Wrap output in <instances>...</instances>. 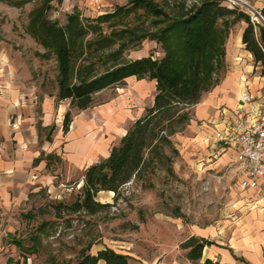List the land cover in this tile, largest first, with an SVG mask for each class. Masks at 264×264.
Listing matches in <instances>:
<instances>
[{"label": "rangeland", "instance_id": "obj_1", "mask_svg": "<svg viewBox=\"0 0 264 264\" xmlns=\"http://www.w3.org/2000/svg\"><path fill=\"white\" fill-rule=\"evenodd\" d=\"M128 1H0V100L11 105L9 95L13 87L10 81L13 79L23 84L20 100L24 107L33 106L38 119L44 96L57 98L56 58L44 57L48 51L29 32L35 10L43 9L48 20L65 26L68 16L76 10L84 19H94L126 6ZM245 1L255 11L261 13L263 10L264 0ZM223 4L240 9L256 24L264 26V21L255 17L251 8L233 0H224ZM245 27L246 23L240 22L232 28L231 34L236 35ZM127 57L160 59L163 51L156 42L146 41L140 50L128 52ZM230 61L249 69L253 91L264 93V68L260 64L254 68V61L242 55H232ZM230 68L232 70L233 64ZM133 91L112 88L98 95L93 107L85 112L92 121L97 117L98 129L102 128L105 138H109V133L103 114L113 100L118 102L122 98L126 109L133 112L141 108L134 95L137 91ZM144 91L142 107H152L156 88L147 81ZM190 114L194 118L192 109ZM52 128L39 132L41 143ZM210 135L201 124L190 122L171 137L173 147L164 146L166 155L171 157L169 160L154 156V162L124 185L117 198H112L108 191L99 193L95 201L105 207L98 208L95 214L85 210L75 212L71 208L84 198L85 172L63 177L58 171L65 170L66 164L60 158L53 159L49 172L55 176L54 185L30 194L25 204L2 216L5 221L0 227L3 234L0 236V264H76L81 250L89 244L92 245L91 254L96 253V246L104 244L129 256L130 264H146L154 254L160 256L165 250L174 251L195 228L211 229L214 234L209 240L215 243L245 228L252 214L259 219L262 212L256 210H264L259 205L264 199L238 189L234 157L221 153L218 147L214 149L209 142ZM114 206H118V212L113 210Z\"/></svg>", "mask_w": 264, "mask_h": 264}, {"label": "trees", "instance_id": "obj_2", "mask_svg": "<svg viewBox=\"0 0 264 264\" xmlns=\"http://www.w3.org/2000/svg\"><path fill=\"white\" fill-rule=\"evenodd\" d=\"M223 1L129 0L126 6L94 19H84L76 10L65 26L48 20L43 9L32 13L30 34L48 51L44 57L56 58L57 103L69 101L70 109L86 111L100 93L122 88L130 78L156 82L154 105L113 147L106 160L87 169L84 198L72 210L95 214L105 207L95 201L99 193L108 191L117 198L124 185L154 162V156L171 158L164 146L173 147L171 137L190 124V110L220 85L226 72V45L238 23H246L243 44L256 64L264 68V26L254 24L250 15L225 6ZM261 15L264 18V9ZM146 41L156 42L163 57L128 59V52L140 50ZM72 120V112L68 111L63 124L65 134ZM54 130L47 135L48 142H52ZM174 152L178 154L176 149ZM212 244L192 238L182 248H192L189 259L197 262L205 247ZM91 248L89 244L81 250L76 264H130L129 256L113 249L92 255Z\"/></svg>", "mask_w": 264, "mask_h": 264}, {"label": "crops", "instance_id": "obj_3", "mask_svg": "<svg viewBox=\"0 0 264 264\" xmlns=\"http://www.w3.org/2000/svg\"><path fill=\"white\" fill-rule=\"evenodd\" d=\"M245 29H240L236 35L230 34L226 45V72L222 81L192 108L194 118L191 120L192 124H201L203 129L211 132L209 142H212L213 148L217 150L218 147L219 151L226 156L232 155L234 165L236 149L231 143L219 141L216 135L226 127V121L235 120L244 114L240 105L244 94H250L259 105H264V93L254 92L253 84L249 82V69L245 70L237 66V63L230 61V56L242 55L254 61V68L258 65L243 44ZM231 64H233L232 70ZM10 82L13 87L9 95L12 99L11 105L7 106L5 101L0 100V227L4 225L2 224L5 221L2 219L4 214L25 204L30 194L39 192L42 187L54 185L55 176L49 172L53 159L60 158L66 164L65 170L58 171V174L63 177L71 176L72 173L86 172L89 167L106 160L113 147L120 144L135 123L146 115L147 109L151 108V106L142 107L145 104L144 85L147 80L128 79L127 84L118 89L121 92L129 88L132 92H134L133 89L136 90L137 93L134 95L141 108L133 112L126 109V102L122 98L118 102L113 100L109 110L103 114L109 133V138H105L102 128L98 129L97 117L93 121L91 117L88 118L85 112L89 109L86 111L70 109L69 101L57 103V98L44 96L41 116L39 119L36 118L33 106L24 107L20 100L23 84L17 79ZM151 83L156 88V82ZM68 111L72 112L73 120L69 132L65 134L63 124ZM13 118L15 122H12ZM51 126L56 128V134L54 137L51 136L52 142H48L46 136L45 141L41 143L39 132ZM49 155L54 158L48 160L46 157ZM42 156L44 159L36 164V160ZM242 192L249 193L250 196L255 194L254 191ZM107 194H112V198L115 196V193L107 192ZM259 205L264 208V203ZM256 212H262L259 219L256 220L253 214L249 216L245 228L229 233L227 239H222V242H213L211 246L205 247L202 258L197 262L189 259L192 248L183 249L182 245L192 238L209 240V237L214 234L211 229L191 230L174 251L165 250L160 256L154 254L153 259L146 264H206L207 262L210 264H264V210L259 208ZM1 235L3 234L0 232ZM106 248L115 250L102 244L96 246V253L92 255Z\"/></svg>", "mask_w": 264, "mask_h": 264}, {"label": "built area", "instance_id": "obj_4", "mask_svg": "<svg viewBox=\"0 0 264 264\" xmlns=\"http://www.w3.org/2000/svg\"><path fill=\"white\" fill-rule=\"evenodd\" d=\"M252 22L255 24L254 19ZM240 105L244 114L226 121V127L216 137L231 143L237 151L238 189L254 191L264 199V105L250 94L242 96ZM113 210L118 212V206Z\"/></svg>", "mask_w": 264, "mask_h": 264}, {"label": "water", "instance_id": "obj_5", "mask_svg": "<svg viewBox=\"0 0 264 264\" xmlns=\"http://www.w3.org/2000/svg\"><path fill=\"white\" fill-rule=\"evenodd\" d=\"M249 8H251L250 6H249ZM252 9V8H251ZM253 11H254V15H255V17H258V18H260L262 21H264V18H263V16L261 15V13L260 12H257V11H255L254 9H252Z\"/></svg>", "mask_w": 264, "mask_h": 264}, {"label": "bare ground", "instance_id": "obj_6", "mask_svg": "<svg viewBox=\"0 0 264 264\" xmlns=\"http://www.w3.org/2000/svg\"><path fill=\"white\" fill-rule=\"evenodd\" d=\"M233 1H235V2H237V3H240V4H242V5H244V6H246V7H248V9H249V6H248V4H247V2L245 1V0H233ZM251 7V6H250ZM251 10V9H250Z\"/></svg>", "mask_w": 264, "mask_h": 264}]
</instances>
